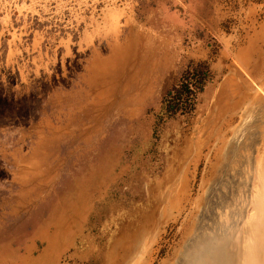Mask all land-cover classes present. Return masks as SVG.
Returning <instances> with one entry per match:
<instances>
[{
  "label": "rangeland",
  "instance_id": "rangeland-1",
  "mask_svg": "<svg viewBox=\"0 0 264 264\" xmlns=\"http://www.w3.org/2000/svg\"><path fill=\"white\" fill-rule=\"evenodd\" d=\"M198 62L194 109L166 118ZM262 184L264 0H0V264H177L219 234L264 264Z\"/></svg>",
  "mask_w": 264,
  "mask_h": 264
},
{
  "label": "bare ground",
  "instance_id": "bare-ground-1",
  "mask_svg": "<svg viewBox=\"0 0 264 264\" xmlns=\"http://www.w3.org/2000/svg\"><path fill=\"white\" fill-rule=\"evenodd\" d=\"M230 111V110H229ZM253 113V112H252ZM246 124V123H245ZM257 124V123H256ZM245 126V125H244ZM235 128V127H234ZM237 128V127H236ZM235 132V131H234ZM237 133V132H235ZM239 133V132H238ZM234 134V133H233ZM242 135V133H240ZM238 135V134H237ZM244 135V134H243ZM234 136V135H233ZM241 137V136H240ZM246 137V136H245ZM236 138V137H235ZM241 139V138H240ZM234 143V140L232 141ZM252 142V141H251ZM229 143V142H228ZM257 144V143H256ZM235 146V145H234ZM247 146V145H245ZM231 147V146H230ZM236 147V146H235ZM249 147V146H248ZM251 147V146H250ZM245 149V148H244ZM234 150V149H233ZM232 151V149H231ZM238 152L239 155V151L235 150ZM244 150H242L243 152ZM246 151V150H245ZM222 152V151H221ZM218 162L219 161H224V159L226 158V156H228V152H223V153H218ZM237 154V153H236ZM247 154V153H246ZM249 154V153H248ZM237 156V155H236ZM233 157V156H232ZM230 157V158H232ZM240 157H241V153H240ZM244 157V155H243ZM217 158V157H216ZM215 158V159H216ZM229 158V157H228ZM245 159V158H244ZM227 160V159H226ZM244 161V160H243ZM225 162V161H224ZM237 162V161H236ZM223 163V162H221ZM218 164V163H217ZM213 165V164H212ZM246 165V164H245ZM217 167V165H216ZM236 167V166H235ZM239 167V166H238ZM215 168V167H214ZM233 169V168H232ZM263 169V168H262ZM217 172V169L215 170ZM215 172V173H216ZM161 183V182H160ZM172 183V182H171ZM261 183V182H260ZM223 184V183H222ZM167 185V184H166ZM165 185V186H166ZM170 185V184H169ZM263 185V184H262ZM170 187V186H169ZM264 187V185H263ZM160 188V187H159ZM165 188V187H163ZM209 188V187H208ZM207 188V189H208ZM162 189V188H161ZM169 189V188H168ZM262 189V187H261ZM264 189V188H263ZM165 190V189H164ZM174 190V189H172ZM152 193L150 194V196H152L151 199V205L148 207V210L145 212L143 218L140 219L139 224L137 225V228L135 231H133L132 233L129 234V236L127 237V242H126V247L125 249L127 251H139V247H141L140 245H142V241L145 240L144 237L146 238L147 236H150L149 234H147V236H145L144 233H141L142 230H145V228H147L150 225L151 221H154L157 217V206L158 203H160L161 201H163L164 195L157 193L158 188L156 187V185L151 189ZM175 191V190H174ZM157 193V194H156ZM182 195V201L183 199H185V195L182 193H180ZM259 194V193H258ZM171 195V193H170ZM208 195V194H207ZM259 196V195H258ZM202 198V196H200ZM199 197V198H200ZM261 197H263L261 195ZM208 198V197H206ZM210 198V197H209ZM260 198V196H259ZM203 199V198H202ZM227 200V199H226ZM232 200V199H231ZM259 200V199H258ZM181 201V200H180ZM210 201V200H209ZM204 202V201H203ZM226 202V201H225ZM223 202V203H225ZM257 202V201H256ZM164 203V202H163ZM168 203V202H167ZM199 203V202H198ZM253 203V202H252ZM258 203V202H257ZM256 203V204H257ZM174 204L173 201L172 203L169 202L167 205V208L169 207V209L173 206L176 207V209L179 208L181 203H178L177 205H172ZM229 206V205H228ZM259 206V205H258ZM257 206V209H258ZM159 207V206H158ZM253 208V207H252ZM255 208V207H254ZM263 208V207H261ZM260 208V209H261ZM254 210V209H252ZM262 213V212H261ZM160 217V216H158ZM159 219V218H158ZM191 219V218H190ZM262 219V218H260ZM193 221V220H192ZM155 222V221H154ZM263 222V221H262ZM260 222V223H262ZM231 224V223H230ZM207 225V224H206ZM235 224L231 225L230 227L232 228V226H234ZM152 226V225H151ZM154 226V224H153ZM202 227V226H201ZM210 227V226H209ZM214 227V226H213ZM216 227V226H215ZM219 227V226H218ZM152 228V227H151ZM149 229V228H148ZM147 229V230H148ZM229 230V228H228ZM227 230V231H228ZM153 231V230H151ZM188 231L189 230H185L183 232V234H181L183 237H187L188 236ZM191 231V230H190ZM149 232V230H148ZM202 232V231H201ZM217 232V231H216ZM257 232V231H255ZM152 233V232H151ZM154 235V233H152ZM230 234H219L218 237L216 238H211V237H201L202 240L201 242L199 241V243L197 241H188L189 243L187 245H185L184 243V248L181 253H180V257L177 261V264H239V259H241L242 254L239 256L236 254L235 251V245L234 242L231 241V239H229ZM153 237V236H152ZM150 238V237H149ZM188 239V238H186ZM198 240V239H197ZM200 240V239H199ZM185 241V240H184ZM146 243V242H145ZM182 243V242H181ZM145 245V244H144ZM147 245V244H146ZM145 245V246H146ZM144 246V247H145ZM147 247V246H146ZM144 249V248H143ZM141 250V249H140ZM146 251V249H145ZM258 251V250H257ZM179 252V251H178ZM142 253V251H141ZM145 253V252H144ZM142 253V254H144ZM132 254V253H131ZM140 254V253H139ZM115 255V253H114ZM128 255V254H127ZM131 256V255H130ZM129 256V257H130ZM176 256V255H175ZM179 256V255H178ZM127 257V256H126ZM140 257V255H139ZM137 258V259H136ZM135 260H138V255H136ZM114 259V258H113ZM252 260H255L256 258L253 256H251ZM128 260V259H127ZM263 260V259H262ZM124 261V260H123ZM262 262V261H261ZM109 263V262H108ZM127 262H125L126 264ZM167 263V262H165ZM123 264V263H122ZM173 264V263H172ZM176 264V263H175ZM247 264V262L245 263ZM257 264V263H256Z\"/></svg>",
  "mask_w": 264,
  "mask_h": 264
},
{
  "label": "trees",
  "instance_id": "trees-1",
  "mask_svg": "<svg viewBox=\"0 0 264 264\" xmlns=\"http://www.w3.org/2000/svg\"><path fill=\"white\" fill-rule=\"evenodd\" d=\"M211 79L209 67L203 62L188 66L181 79L163 96L161 109L166 118L186 114L195 107L197 94Z\"/></svg>",
  "mask_w": 264,
  "mask_h": 264
}]
</instances>
